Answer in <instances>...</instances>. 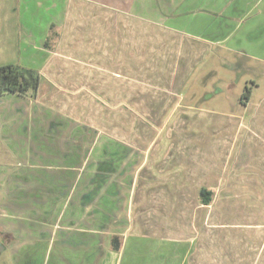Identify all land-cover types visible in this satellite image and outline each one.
Listing matches in <instances>:
<instances>
[{
	"label": "crops",
	"instance_id": "crops-1",
	"mask_svg": "<svg viewBox=\"0 0 264 264\" xmlns=\"http://www.w3.org/2000/svg\"><path fill=\"white\" fill-rule=\"evenodd\" d=\"M51 26L61 30L54 51L44 44ZM232 57L256 64L264 81V0L0 8V64L41 75L35 98L0 96V158L13 160L0 164V245L11 263L12 250L29 248L23 264H45L55 239V264H264V91L256 96L252 81L242 102L245 91L221 78L233 109L201 103L215 62ZM127 116L159 131L141 159L128 154L129 136L106 128L124 131ZM111 174L125 186L102 184ZM34 239L44 244L24 246Z\"/></svg>",
	"mask_w": 264,
	"mask_h": 264
},
{
	"label": "rangeland",
	"instance_id": "rangeland-1",
	"mask_svg": "<svg viewBox=\"0 0 264 264\" xmlns=\"http://www.w3.org/2000/svg\"><path fill=\"white\" fill-rule=\"evenodd\" d=\"M12 2H13V0H0V8L9 9L11 7V5H12ZM55 30L59 31L60 33H59L58 39L55 42H54L55 38L49 42L51 45H54V47L52 49H49L50 51H54V49H55V47H56V45L58 43V40L60 39V36H61V30L60 29L59 30L58 29H54V31ZM53 35H54V32H53ZM0 65L2 66V64H0ZM3 65H6V64H3ZM213 65L214 64L212 63V59L208 60V64L204 67V68L207 69V73H209L208 69L212 68ZM254 65H256V64L249 63V62L243 60L242 58L234 59L233 57L231 59L230 65L224 58L220 62H217V63L215 62L214 66H217L218 68L212 70L213 73L209 76V78H211V80H209V81L207 80L208 81V82H206L207 86H205V88H202V93L208 92L207 93L208 94L207 95L208 98L203 97L204 100L201 101V103H203L202 105H204L203 107L216 106V107H219V108L228 109L229 111L233 109L234 105L232 104L231 108H229L230 103L228 101H226V95L223 94L224 90H222V87L218 83H216V81H218V80L221 81V78H223L224 82H226V79H231L233 81V83L235 82V86H234V90H233V94H235V95H240L241 93H243L245 91V87H247L249 89L252 88V81H256L259 84L258 90L255 91L256 92V96L261 94L264 91V81H263L261 76L252 75L253 73H255V74L257 73L256 70L254 69V67H255ZM221 67H223V68H221ZM263 70H264V66L262 67L261 71H263ZM229 71H237V72L234 73V74H230ZM228 76H229V78H227ZM220 87H221V89H220ZM215 97L219 98L216 101V105L214 104ZM30 99H33V98H30ZM96 115H97L96 123L106 122V121H104V118H106V116H104L102 114V112H98V113H96ZM128 119H129L128 120V125H127V127L125 128L124 131H123V128H118L116 126H112L110 129H109V127H106V128L108 130H110L111 134H115V135L119 134V135H122V136H129L130 139L126 141V144H127L126 146L128 148V154H131L134 158L137 157L138 159H141L144 156V154H146L148 152V150L150 148V145L153 142V139L155 138L157 133H159V131L157 130V128L152 127L149 122H148V124H146V125L144 124L141 127L140 126L139 127L138 126L137 127H133L131 125L129 126L130 118L128 117ZM106 128H105V130H106ZM102 131H103V128H102ZM175 131H176L175 128H170V131H168V133H171V132L175 133ZM97 133L101 134V132H99V131H97ZM115 148H116V150L119 151L118 144H116V145H114V147H112V149H115ZM135 149H137V151H135ZM116 160L118 162L117 158H116ZM127 160H128V158H127ZM12 163H13V160H9L8 161V160L0 158V164H6V165L8 164L10 166V164H12ZM130 164H129V166H130ZM116 169L119 170L120 168L116 167ZM132 170H134V169L133 168L128 169L127 170L128 174L127 175L124 174L122 176L123 177L127 176V178H128V176H132V174H130ZM145 171H144V173H142L143 174L142 178L144 180H147L148 179V174L145 173ZM116 173H118V172H116ZM122 176H120V174H111L110 176H107L108 178H106V181L103 182L102 184H105V186H110V185L113 186V184L117 183V186H118V183L121 182L122 186H125V184H126L125 179H127V178L121 179ZM140 178H141V176H140ZM101 188L102 187H100V189ZM119 191H121V190L118 189V192ZM102 192L103 191L101 190L99 192V194H101ZM114 192H117V191L114 190ZM120 194H121V192H120ZM124 209H125V211H127L128 206H126ZM2 228H3L4 231H6V227L5 226L2 227ZM67 234H69V233H67ZM79 234H84V233L81 232ZM3 238L4 237L0 233V242L3 240ZM23 241L27 242V243L24 242V246L28 245L29 244L28 242H35V241H38L40 245L44 244L43 242H40L37 239H34V240H23ZM68 241H71V239H67L66 238V239L63 240V243L68 242ZM46 242L48 244V245L46 244V246L50 250L47 253V255H45V256L42 255V257L43 258H47V261L45 262V264H55L56 254L53 255V254H50V253L51 252L52 253L56 252L55 249L59 248L58 251H59V254L61 255V249H60L59 245L56 244L55 239H48ZM102 243H103V245H102ZM68 245H70V244H68ZM96 247L99 248V251H102V250L106 251V249H107V247H106V239H100L99 242H98V245H96ZM66 248H69V247H66ZM72 248H73V250L75 249V247H72ZM18 250H20L19 252H22V251H24V252L20 253V254H13L14 250H12L11 257L14 259V263L15 264H23V260L27 256L28 257H31V256L34 257L33 255H28V254H30V253H28L29 252V248L28 249L18 248V249H15L14 252H17ZM58 251L56 253H58ZM63 251H64V248H63ZM86 254H88V253H86ZM93 254H94L93 252H89V254H88V255L91 256V258H90L91 262L93 261V258H92V256H94ZM63 256L66 258L64 260L69 261V257L68 256H71V253H69L68 255L63 253ZM96 260L97 259H95V262H96ZM0 264H12L10 259H9V257L7 256V252H5V251L2 252L1 255H0Z\"/></svg>",
	"mask_w": 264,
	"mask_h": 264
},
{
	"label": "trees",
	"instance_id": "trees-1",
	"mask_svg": "<svg viewBox=\"0 0 264 264\" xmlns=\"http://www.w3.org/2000/svg\"><path fill=\"white\" fill-rule=\"evenodd\" d=\"M52 27L53 26L50 27L44 42L48 49H52L54 47V45H51L49 42L54 38L55 42L60 33L59 31H54ZM40 78L41 75L38 71L14 64L2 65L0 66V96L17 94L18 96L34 98L37 94ZM248 96L249 91L246 89L245 92L241 94L240 101L244 102L248 99ZM199 201L204 205L210 204L212 201L211 192L202 189L199 193Z\"/></svg>",
	"mask_w": 264,
	"mask_h": 264
},
{
	"label": "water",
	"instance_id": "water-1",
	"mask_svg": "<svg viewBox=\"0 0 264 264\" xmlns=\"http://www.w3.org/2000/svg\"><path fill=\"white\" fill-rule=\"evenodd\" d=\"M2 250H3V246L0 245V253L2 252Z\"/></svg>",
	"mask_w": 264,
	"mask_h": 264
}]
</instances>
